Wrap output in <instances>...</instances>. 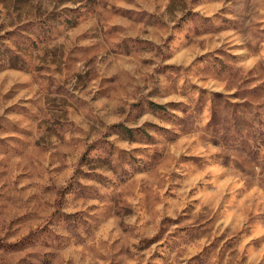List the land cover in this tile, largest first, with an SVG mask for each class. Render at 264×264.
Segmentation results:
<instances>
[{
  "label": "rangeland",
  "instance_id": "obj_1",
  "mask_svg": "<svg viewBox=\"0 0 264 264\" xmlns=\"http://www.w3.org/2000/svg\"><path fill=\"white\" fill-rule=\"evenodd\" d=\"M0 264H264V0H0Z\"/></svg>",
  "mask_w": 264,
  "mask_h": 264
}]
</instances>
